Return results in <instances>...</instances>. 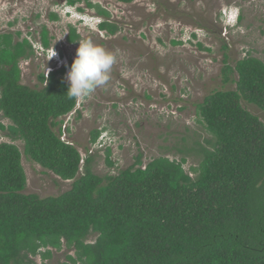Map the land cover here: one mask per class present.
Segmentation results:
<instances>
[{"label":"trees","instance_id":"16d2710c","mask_svg":"<svg viewBox=\"0 0 264 264\" xmlns=\"http://www.w3.org/2000/svg\"><path fill=\"white\" fill-rule=\"evenodd\" d=\"M90 1L103 19L100 31L116 36L111 14ZM21 37L0 35V264L46 262L65 249L74 254L66 264H264V122L248 109L264 115L263 61L250 55L233 68L225 55L223 84L236 90L216 91L197 105L210 140L187 146L184 139L146 166L140 155L126 170L107 149L106 164L118 173L101 176L94 170L98 150L83 153L63 139L65 119L80 101L66 94L68 71L41 74L36 89L23 85L21 64L38 52ZM81 40L70 28L68 43ZM51 47L44 28L41 49ZM102 134L91 133L94 149ZM24 156L71 190L28 195ZM190 158L198 163L189 173Z\"/></svg>","mask_w":264,"mask_h":264},{"label":"rangeland","instance_id":"374dc122","mask_svg":"<svg viewBox=\"0 0 264 264\" xmlns=\"http://www.w3.org/2000/svg\"><path fill=\"white\" fill-rule=\"evenodd\" d=\"M77 1L76 8L98 16L86 0ZM90 3L111 14L112 23L118 27L116 36L99 32L98 22L87 21L91 29L78 24V16L67 15L68 0H0V35L17 37L20 33L22 40L28 38L34 44L36 59L21 64L23 85L32 89L39 86L41 74L48 75L50 70L57 69L58 54L76 57L80 44L68 43L70 28L78 29L82 40H92L116 53L107 84L80 100L77 111L65 119L63 126V139L83 153L95 151L90 144L91 133L103 131L107 148L94 153V170L98 175L118 173L106 164L107 149L111 150L118 170H126L140 155L146 166L165 156L170 148L182 145L184 139L187 146L210 140L205 127L199 124L197 105L216 91L236 90L235 85L223 84L225 55L233 68L250 55L264 62V0H136L131 5L116 0H91ZM229 12L231 24L239 14L243 16L235 28L228 27L223 19ZM51 14L58 15L60 20L53 22ZM44 28L54 49L48 54L41 49ZM194 34L196 39L192 37ZM248 109L264 122L260 111ZM16 145L24 153V145ZM166 157L181 158L170 154ZM197 163L190 158L186 171L190 173ZM23 166L28 177V195L46 199L72 188L25 156ZM68 254L65 249L54 252L50 261L37 258L35 262L66 264Z\"/></svg>","mask_w":264,"mask_h":264},{"label":"clouds","instance_id":"9594fccd","mask_svg":"<svg viewBox=\"0 0 264 264\" xmlns=\"http://www.w3.org/2000/svg\"><path fill=\"white\" fill-rule=\"evenodd\" d=\"M76 6H70L66 9L68 12L67 15L70 17H79L78 24L84 26L89 29L92 28L87 21L98 22L97 30L100 31V26L103 23V19L98 16H90L86 14L85 10L80 8H76ZM71 9V10H68ZM72 10H75L74 12ZM232 16L231 12L224 14L223 19L227 22L228 27L235 28L240 23L239 14L235 19L234 23L231 24L229 22V18ZM229 17V18H228ZM196 35V34H194ZM197 36V35H196ZM193 37V35H192ZM79 48L76 52V57H65L62 58L60 54H58V58L56 59L59 64L57 69L66 68L67 73V81L69 83L67 96L69 99L82 100L88 98L97 88H100L107 84L110 79V74L113 68V65L116 63V53L107 50L105 47L100 46L94 43L92 40H82L79 41ZM44 52H54V49H50ZM53 70H50L52 72ZM104 138H100V141L95 147L94 150H104L107 146H104ZM101 147L98 149V147Z\"/></svg>","mask_w":264,"mask_h":264}]
</instances>
